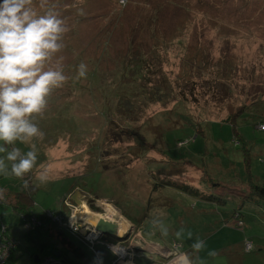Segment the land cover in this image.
<instances>
[{"label":"rangeland","instance_id":"374dc122","mask_svg":"<svg viewBox=\"0 0 264 264\" xmlns=\"http://www.w3.org/2000/svg\"><path fill=\"white\" fill-rule=\"evenodd\" d=\"M38 5L34 0L42 13ZM49 5L70 28L54 59L63 57L69 79L53 90L43 116L34 120L44 136L31 142L37 147V167L29 175L36 188L33 213L56 214L61 206L70 230L72 221L83 219L94 228L102 213L119 216V209L139 228L123 219V239L102 240L127 246L135 240L136 253L146 259L164 253L158 264L179 253L182 263L197 236L206 242L199 253L206 264H229L208 257L212 250L244 264H264V203H246L240 223L239 203L230 199L249 194L250 173L256 184L264 179V0H49ZM81 62L88 71L77 80ZM15 146L31 150L29 144ZM41 165L46 183L35 177ZM59 166L63 178L51 179ZM168 180L187 191L165 184ZM75 186L81 188L78 196L70 197L78 205L70 209L76 202L63 197ZM211 193L223 201L203 200ZM153 218H161L169 234L186 230L178 252L168 255L161 242L146 238ZM5 227L21 243L17 264H34L21 216L0 204V234ZM68 233L76 244L80 236ZM56 242L43 257L63 240ZM114 258L102 250V264Z\"/></svg>","mask_w":264,"mask_h":264},{"label":"clouds","instance_id":"9594fccd","mask_svg":"<svg viewBox=\"0 0 264 264\" xmlns=\"http://www.w3.org/2000/svg\"><path fill=\"white\" fill-rule=\"evenodd\" d=\"M38 6L44 9L42 13L34 7V0L0 2V176L21 179L23 190L30 187L25 177L37 167V147L31 142L44 136L35 117L43 116L53 90L63 87L69 79L61 64L63 57L54 62L66 46L64 38L70 31L67 19L55 5H49V0H39ZM79 14L86 13L81 8ZM87 71V65L81 62L75 79L86 78ZM17 142L29 144L31 150L23 152L15 146ZM40 169L35 177L46 183L48 172L42 165ZM5 192L0 188V203L7 202ZM150 223L153 230L168 236L169 229L161 218H153ZM185 231L180 228L176 237L184 236ZM192 237L193 233L187 231V238ZM205 248L206 242L197 236L191 244V254L184 257L182 264H206L199 255ZM207 255L214 258L218 253L212 250Z\"/></svg>","mask_w":264,"mask_h":264},{"label":"trees","instance_id":"16d2710c","mask_svg":"<svg viewBox=\"0 0 264 264\" xmlns=\"http://www.w3.org/2000/svg\"><path fill=\"white\" fill-rule=\"evenodd\" d=\"M29 173L25 179L29 180L30 187L28 190H23L22 185L23 181L16 177H3L0 176V188L6 189L5 198L6 203H0L1 205H9L13 211L17 212L22 220H23V229L24 234L22 238L34 249V254H32V259L34 261L35 256L37 255L40 260L43 258V252L47 249V247L52 243L55 242V234L58 236V239H62V245L68 246L71 250V254H64L62 252V257L65 259L66 264H97L94 256L92 255L91 251L84 247H78L74 243H72L69 239L68 231L64 232V229L56 224L52 218L47 215V211L33 213V206L35 204L36 198V188L33 185L32 177L29 176ZM251 177V179H250ZM169 179V178H167ZM249 186L250 192L247 196L236 200V198H230L233 202H238L239 204L235 207V212L239 213V220L242 223L243 218L240 216L241 212L245 209L246 203L249 202V205H258L259 202L262 201L264 203V179L261 184H256L255 180L253 179L252 174H249ZM167 185H171L174 188L181 189L187 191V187L182 186L181 184H176L174 182H164ZM182 186V187H180ZM208 199L204 198L203 200H208L213 203H217L219 201L217 195L212 194L206 196ZM244 199V200H243ZM223 200H220L218 203H221ZM259 206V205H258ZM237 209V210H236ZM49 211V210H48ZM34 216L36 218V226L34 229H26L25 223L29 221V218ZM29 217V218H28ZM235 226V225H234ZM7 228V227H6ZM55 233V234H54ZM107 239V237H104ZM17 240V239H16ZM21 240V239H20ZM113 240V239H112ZM19 241V240H17ZM61 241V240H60ZM115 241V240H114ZM19 241V246H20ZM18 249V248H17ZM12 252L10 261L8 264H17L22 254L17 251ZM250 251H254V246L251 244ZM59 251L57 248L54 252ZM60 252V251H59ZM54 255V253L52 254ZM67 256V257H66ZM35 264V262H34ZM38 264H41L40 262Z\"/></svg>","mask_w":264,"mask_h":264},{"label":"built area","instance_id":"2783aa9c","mask_svg":"<svg viewBox=\"0 0 264 264\" xmlns=\"http://www.w3.org/2000/svg\"><path fill=\"white\" fill-rule=\"evenodd\" d=\"M262 130H264V125L260 126ZM67 203V202H66ZM74 207V206H73ZM72 205L69 204V208H73ZM47 215L53 219V221L58 224L60 227L65 228L66 221L62 214L56 213L54 214L51 211H47ZM118 218V217H117ZM101 219L108 220L112 223L118 224L119 222L116 220L115 216H109L108 214L102 213ZM28 222V221H27ZM36 218L32 217L28 225L25 223L26 227L28 229H34L36 226ZM6 227L4 228V231L2 234H0V264H8L12 255V252L15 251L19 246V241H17L13 237L6 236ZM70 231L75 235H79L80 239L83 240V242L93 251L94 257L98 260L99 264L101 263V250L98 249V245L103 246V248L108 249L109 251L113 252L115 255V259L112 262V264H122V262L126 261L128 258H130V253L136 251L135 245H137V242L135 240H132L129 246L122 245L120 243H117L113 245V243H107L105 240L103 241V235H101L99 232H97L93 227L83 224L82 223H73L71 222ZM144 243V242H142ZM181 248L180 244L173 243L169 246H163L161 245V249L163 252H166L169 254H175L178 252V250ZM251 248V245H249V249ZM158 255L160 258H166L164 257V253H158L155 254ZM170 255V257H171ZM169 257V258H170ZM168 259V258H167ZM41 264H65L64 259L56 258L54 256H48L41 259Z\"/></svg>","mask_w":264,"mask_h":264},{"label":"crops","instance_id":"0c3cea01","mask_svg":"<svg viewBox=\"0 0 264 264\" xmlns=\"http://www.w3.org/2000/svg\"><path fill=\"white\" fill-rule=\"evenodd\" d=\"M61 168H60V166L59 167H57L56 168V170L55 171H59V173H57V175L55 176H52V178L51 179H53V178H57V177H59V178H63V175L61 174ZM171 173H173V172H170V173H168L169 175L171 174ZM73 178H75V177H73ZM81 188H79V187H77L76 188V186H75V189H74V187H72L71 188V190L69 191V192H67L66 194H64V197H63V200H65V202H66V200H68V199H70L71 197H72V200H73V197L75 196V195H77V193L79 192V190H80ZM74 192H76V194H74ZM72 194H74V196H71L70 197V195H72ZM78 196V195H77ZM74 201V200H73ZM75 203V202H74ZM77 203V202H76ZM74 204L75 206L76 205H78V203L77 204ZM67 208H68V206L65 204V203H63ZM112 205V204H111ZM63 206V205H62ZM114 206V205H113ZM116 207V206H115ZM50 211H52L51 209H49ZM118 210V213H119V216H117L116 214H109L110 216H117L118 217V219H116L119 223L117 224L119 227H120V229L121 228H124V224L122 225V223H121V220H125V222H126V224L125 225H129V226H131V229H132V226L133 227H137V228H139V225H134L129 219H127L126 217H124L123 216V213H121V211L119 210V209H117ZM53 212V211H52ZM58 212H59V214H62L63 216H64V214H66L65 213V209L63 208V207H61V206H59V210H58ZM57 212V213H58ZM64 213V214H63ZM120 215H121V217H120ZM150 218L152 217V215L151 214H149L148 215ZM65 217V216H64ZM116 217V218H117ZM138 219H139V217H138ZM149 221V220H148ZM73 222V221H72ZM82 222L83 223H85V224H87V225H89V226H93L94 225V223H92L91 221H88V220H82ZM150 222V221H149ZM139 223H141V222H139ZM138 223V224H139ZM140 226H141V224H140ZM150 226H151V229H150V231H148V230H145V232H144V234H145V236H146V238L148 239V240H150L151 239V241H153V242H157V243H159V242H161V244L163 245V246H169V245H171V244H173V243H180L181 244V246H182V241H183V238H184V236H182V238L180 239V238H177L176 237V235H175V233L178 231H176V232H170V234H168V236L167 237H164V236H162L161 234H160V232H159V230L158 231H156V230H153V228H152V225H151V223H150ZM124 231V230H123ZM64 232L66 233V231L64 230ZM121 232H119V235H121L120 234ZM66 235H68L67 233H66ZM6 236H8L7 235V233H6ZM8 237H12V236H8ZM107 237V236H106ZM108 238V240L107 241H111V242H115L114 241V239L112 240V238H109V237H107ZM76 240H78V242L75 244L76 246H78V247H81V248H85V249H89L90 251H91V249L85 244V243H83V241L81 240V239H79L78 237H76L75 238ZM57 242L59 241V239L58 240H56ZM56 242V243H57ZM136 242V241H135ZM87 246V248H86V246ZM125 246H127V245H125ZM258 248V250H261V248L260 247H257ZM57 249L60 251H56V252H58V253H60V254H62V252L66 255V253H67V251H68V249H67V247L66 246H63V245H61V246H58L57 247ZM99 249H102V250H106V251H108V252H111V251H109L108 249H106V248H103V246L101 247V248H99ZM102 250H101V259L100 260H102ZM263 250H264V248H263ZM69 252H70V254L72 253L71 252V250H69ZM91 253H92V255L94 256V254H93V251H91ZM113 253V252H112ZM181 254L182 253H179V255L178 256H176V257H174V258H172V259H170V260H166V262H165V264H182V263H180V259H181ZM184 255H186L187 256V253H185V254H183V256ZM260 255L261 254H259V257H260ZM62 256V255H61ZM60 256V257H61ZM71 256H72V254H71ZM130 256L133 258V260L132 261H124V262H122V264H158V263H156L158 260H160V259H162V258H160L159 256L158 257H147V259L145 258V257H143L141 254H140V252L139 253H136V251L135 252H131L130 253ZM142 256V257H141ZM182 256V257H183ZM217 256H220V257H222V258H224V259H226V261H228L229 262V264H244V261H241V260H239V257H237V258H235V257H233V256H231V255H229L228 253H218V255ZM67 257V256H66ZM95 258V257H94ZM141 258H144V259H146L145 261L143 260V259H141ZM160 258V259H159ZM115 259V258H114ZM129 259V258H128ZM139 259H141V260H143V262L141 261V260H139ZM95 260H96V262H97V264H99L98 263V260L95 258ZM138 260V261H137ZM114 261V260H113ZM112 261V262H113ZM139 261H141V262H139ZM112 262H111V264H112ZM162 263H164V261H162Z\"/></svg>","mask_w":264,"mask_h":264},{"label":"water","instance_id":"95a60500","mask_svg":"<svg viewBox=\"0 0 264 264\" xmlns=\"http://www.w3.org/2000/svg\"><path fill=\"white\" fill-rule=\"evenodd\" d=\"M94 229L97 232H99L101 235L107 236V237L112 238L114 240L121 241V239H123V237L122 236L120 237V235H119V226L116 223H112L108 220L99 219L97 221L96 225L94 226ZM54 256L59 258L61 256V254L58 252H54ZM39 262H40V258L36 255L35 256V264H38Z\"/></svg>","mask_w":264,"mask_h":264},{"label":"bare ground","instance_id":"6f19581e","mask_svg":"<svg viewBox=\"0 0 264 264\" xmlns=\"http://www.w3.org/2000/svg\"><path fill=\"white\" fill-rule=\"evenodd\" d=\"M121 229H123V228H121ZM121 229H120V227H119V232H121V231H120Z\"/></svg>","mask_w":264,"mask_h":264},{"label":"flooded vegetation","instance_id":"af4514ba","mask_svg":"<svg viewBox=\"0 0 264 264\" xmlns=\"http://www.w3.org/2000/svg\"><path fill=\"white\" fill-rule=\"evenodd\" d=\"M80 239V238H79ZM82 240V239H81ZM83 241V240H82ZM101 248V247H100Z\"/></svg>","mask_w":264,"mask_h":264}]
</instances>
